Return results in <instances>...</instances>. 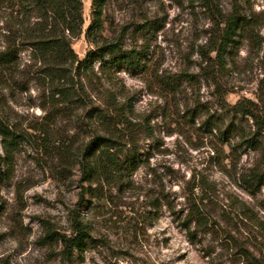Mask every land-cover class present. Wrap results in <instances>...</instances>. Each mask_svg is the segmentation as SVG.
<instances>
[{"label":"rangeland","instance_id":"obj_1","mask_svg":"<svg viewBox=\"0 0 264 264\" xmlns=\"http://www.w3.org/2000/svg\"><path fill=\"white\" fill-rule=\"evenodd\" d=\"M82 3L84 24L72 39L79 57L114 40L135 58L117 73L140 123V165L131 187L98 185L81 199L78 158L65 157V129L75 135V121L44 118L49 88L40 62L10 32L19 7L0 0V49L11 43L16 53L15 65L0 72V117L29 132L9 163L0 134V263L264 264V185L245 180L264 155L242 142L257 128L253 115L234 108L240 103L264 119V0H102L94 30L92 0ZM231 13L248 25L221 63L212 48ZM162 190L176 213L151 207ZM196 205L217 224L191 238L183 220ZM75 207L91 237L68 258L60 237Z\"/></svg>","mask_w":264,"mask_h":264},{"label":"trees","instance_id":"obj_2","mask_svg":"<svg viewBox=\"0 0 264 264\" xmlns=\"http://www.w3.org/2000/svg\"><path fill=\"white\" fill-rule=\"evenodd\" d=\"M13 1L19 7L16 15L19 19L15 20L10 32L14 31L21 37L22 43H27L34 52V59L40 62V69L37 70L39 78L49 88L48 100L43 103V107H47L44 118L65 117V124L75 121V135L67 134L65 129V157L72 152L78 158L82 182V190L79 192L81 199L87 192L95 196L98 185L131 187L134 182L131 175L140 165L136 146L140 123L130 116L133 103L122 91L117 72L124 63H133L135 58L130 52L122 51L119 43L114 40L99 44L89 49L83 58L79 57L72 39L81 33L84 24L82 0ZM92 4L93 25L90 28L94 30L101 25L102 0H92ZM224 22L225 26L219 34L220 43L212 48L217 50V58L221 63L226 47L237 42L236 35L248 25L245 17L232 13L224 18ZM12 45L9 43L0 49L1 74L16 63ZM95 60L100 61L97 70L93 65ZM21 73L29 72L24 70ZM103 78H107L112 86L101 82ZM234 108L236 112L253 115L257 128L242 134V142L264 155V137H260L264 119L240 103ZM227 130L232 129L229 126ZM28 133L13 128L0 117L5 162L13 160L15 150ZM245 174V180L249 184L264 185V163L261 160L249 166ZM150 205L154 208L166 205L176 213L171 195L166 190H162ZM69 213L70 230L60 239L65 243V255L73 258L76 252L84 250L91 234L79 207ZM244 215L251 217L248 213ZM183 224L191 238H194L196 232L209 231L217 222L206 210L196 205L189 208ZM259 225L264 232V222H259Z\"/></svg>","mask_w":264,"mask_h":264}]
</instances>
